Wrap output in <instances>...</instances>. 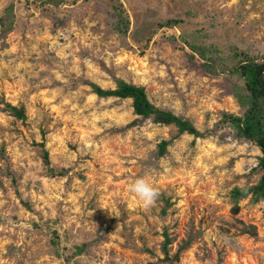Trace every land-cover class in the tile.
<instances>
[{"label": "rangeland", "instance_id": "1", "mask_svg": "<svg viewBox=\"0 0 264 264\" xmlns=\"http://www.w3.org/2000/svg\"><path fill=\"white\" fill-rule=\"evenodd\" d=\"M9 4L0 264H264V201L241 199L234 212L231 198L260 178L262 154L222 124L224 112L246 109L236 97L242 76L229 68L264 62V0H0V17ZM113 12L125 33L113 30ZM118 79L144 86L203 136L139 117L131 98L92 91ZM142 177L159 191L147 208L129 191Z\"/></svg>", "mask_w": 264, "mask_h": 264}, {"label": "trees", "instance_id": "2", "mask_svg": "<svg viewBox=\"0 0 264 264\" xmlns=\"http://www.w3.org/2000/svg\"><path fill=\"white\" fill-rule=\"evenodd\" d=\"M13 4L6 7V12L0 17V31L7 33L12 30L14 23ZM116 18V23L113 25V30L125 33L128 24L124 21L119 13H112ZM121 15V14H120ZM212 67H207L211 72L215 73L217 65L212 63ZM232 72L239 73L243 83L237 88L236 97L243 102L246 106L242 115L224 112L222 117V124H230L235 129V134L241 138L247 139L259 147L261 154L258 158L256 170L261 171V176L257 182L249 186L234 187L231 191V198L234 203L233 211L237 212L239 209V201L249 197L252 203L264 201V62L257 61L256 59L241 60L234 67L229 68ZM115 88H103L95 83H91L92 91L100 96H116L122 99L131 98L132 106L135 114L139 117L152 118L156 123L160 124H175L178 126L180 133L188 132L195 137L203 136L193 123L180 115L175 114L169 109H162L157 107L149 99L144 86L127 82L125 80H117ZM7 109L17 118H25L24 108L22 106L12 105L7 103ZM170 143L169 140H162L159 143L160 153H163L166 146ZM45 164L50 166L48 151L44 150ZM53 172V170L51 169ZM241 231L251 235L256 233V227L253 225H243ZM164 245L163 249L166 258L169 257L168 245L173 239L169 236L168 232H164ZM186 246V245H185ZM184 246H181L183 248ZM83 247H76L73 254H77ZM180 249L172 259H179Z\"/></svg>", "mask_w": 264, "mask_h": 264}, {"label": "clouds", "instance_id": "3", "mask_svg": "<svg viewBox=\"0 0 264 264\" xmlns=\"http://www.w3.org/2000/svg\"><path fill=\"white\" fill-rule=\"evenodd\" d=\"M129 191L146 208L153 206L159 196L158 189L144 177L132 181L129 184Z\"/></svg>", "mask_w": 264, "mask_h": 264}]
</instances>
